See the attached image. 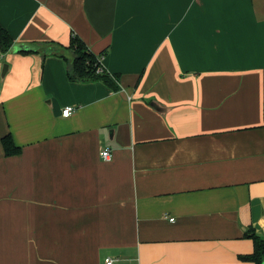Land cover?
Listing matches in <instances>:
<instances>
[{"label":"crops","instance_id":"obj_1","mask_svg":"<svg viewBox=\"0 0 264 264\" xmlns=\"http://www.w3.org/2000/svg\"><path fill=\"white\" fill-rule=\"evenodd\" d=\"M0 24V264H253L264 0H0ZM73 36L111 84L45 52Z\"/></svg>","mask_w":264,"mask_h":264},{"label":"trees","instance_id":"obj_2","mask_svg":"<svg viewBox=\"0 0 264 264\" xmlns=\"http://www.w3.org/2000/svg\"><path fill=\"white\" fill-rule=\"evenodd\" d=\"M14 46V40L9 32L0 24V51L2 54L11 52ZM42 48L43 45H41ZM54 49L56 53H60L66 60L68 66V77L74 83H94L106 82L111 84L109 75L105 72H100L101 63L100 55L92 53L88 47L77 37L73 36L70 45L66 48L48 47ZM3 148L7 156H16L21 152L10 135L2 139ZM253 240L254 251L250 255L241 256L242 260L253 264H264V239H262L255 231H251L247 235Z\"/></svg>","mask_w":264,"mask_h":264},{"label":"built area","instance_id":"obj_3","mask_svg":"<svg viewBox=\"0 0 264 264\" xmlns=\"http://www.w3.org/2000/svg\"><path fill=\"white\" fill-rule=\"evenodd\" d=\"M1 56V55H0ZM100 72H103L104 71V68L102 67V64H101V68L99 70ZM76 111L75 107H66L63 111V116L68 118L70 116H72L74 114V112ZM112 151L110 149H104L101 153V157L103 160L105 161H109L112 159ZM171 221H174V219H172ZM106 263L107 264H114V260L113 259H107L106 260Z\"/></svg>","mask_w":264,"mask_h":264},{"label":"water","instance_id":"obj_4","mask_svg":"<svg viewBox=\"0 0 264 264\" xmlns=\"http://www.w3.org/2000/svg\"><path fill=\"white\" fill-rule=\"evenodd\" d=\"M38 49H40V47H38V46H35V45H28V46H20V47H18L17 48V52H19V53H28V52H35V51H37ZM12 52L14 51V47L12 48V50H11ZM50 51H53L54 52V49H45V52L46 53H48V52H50Z\"/></svg>","mask_w":264,"mask_h":264}]
</instances>
